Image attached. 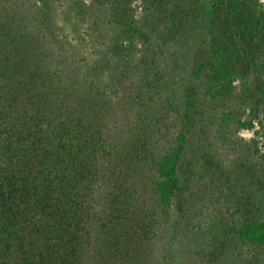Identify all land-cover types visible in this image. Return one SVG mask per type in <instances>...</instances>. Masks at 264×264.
<instances>
[{
  "label": "trees",
  "instance_id": "trees-1",
  "mask_svg": "<svg viewBox=\"0 0 264 264\" xmlns=\"http://www.w3.org/2000/svg\"><path fill=\"white\" fill-rule=\"evenodd\" d=\"M2 1L0 264H179L163 254L175 232L167 210L180 196L185 211L193 174L212 182L210 137L253 127L239 116L236 82L264 103V3L142 0L135 20L132 0H43L40 21L30 0ZM137 41L147 54L137 56ZM85 45L117 55L118 74L99 71ZM171 126L176 138L164 143ZM236 232L264 249V218ZM212 253L187 245L181 255L199 264Z\"/></svg>",
  "mask_w": 264,
  "mask_h": 264
},
{
  "label": "rangeland",
  "instance_id": "rangeland-1",
  "mask_svg": "<svg viewBox=\"0 0 264 264\" xmlns=\"http://www.w3.org/2000/svg\"><path fill=\"white\" fill-rule=\"evenodd\" d=\"M2 0H0V13L2 14ZM89 4L91 0H84ZM264 3V0H260ZM30 6L35 11L38 20H44L43 12L46 9L45 1L30 0ZM132 17L139 20L145 14L142 0H132ZM168 28L174 23L171 17L164 19ZM61 30L67 35L69 22L61 21ZM42 27H45L42 25ZM167 36L166 28H161L158 36L151 42L152 48L162 46V40ZM138 43L137 56L142 53H148L146 47ZM84 46V52L89 54L91 62L96 68H100L104 75L118 74L122 60L107 48H98L92 51ZM179 45H168L161 47L168 52L180 50ZM167 48V49H166ZM167 52V51H165ZM91 53V54H90ZM170 54V53H168ZM169 55L163 54V58ZM173 55L171 59H175ZM102 67V68H101ZM108 67V68H107ZM236 95L243 97L241 114L242 121L252 120L251 129L233 125L231 130L226 134L227 140L219 141L215 137H210V143H206L205 150L214 159V172L212 182L206 177L207 173L201 178L198 174H193V178L186 183L181 191L182 206L185 211L178 209L180 199L176 198L174 204L167 211L169 224H173L175 232L171 242L172 247L166 245V254L168 250L174 255L177 263L188 264L183 259L181 253L187 245L191 250L205 248L211 250L213 257L209 262L201 261L199 264H264V249H258L243 244L237 236L236 227L247 217L263 219L264 218V103L256 102L260 97L254 90L243 91L240 83L236 82ZM179 93L181 92L178 90ZM177 94V93H176ZM180 95V94H179ZM167 104L161 105L160 113L166 115ZM169 111L167 112V114ZM172 112L169 114L171 116ZM172 127V126H171ZM177 129L172 127L168 135L163 138L164 143L174 141ZM212 135V134H211ZM201 129L197 128L193 133V141L198 143L202 138ZM202 152V150H201ZM200 166L198 167V170ZM212 171H208V174ZM247 210H251L248 214ZM165 217V216H164ZM170 236V231L159 241V246ZM158 249V248H157ZM161 251V250H159ZM170 257L162 260V264L169 262ZM197 263V262H196Z\"/></svg>",
  "mask_w": 264,
  "mask_h": 264
}]
</instances>
